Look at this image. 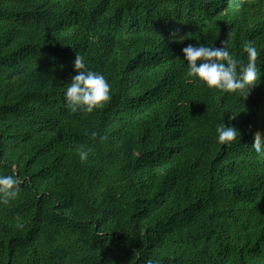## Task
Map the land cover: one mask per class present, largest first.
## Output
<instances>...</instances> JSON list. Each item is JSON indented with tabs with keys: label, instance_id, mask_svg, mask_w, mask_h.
<instances>
[{
	"label": "trees",
	"instance_id": "trees-1",
	"mask_svg": "<svg viewBox=\"0 0 264 264\" xmlns=\"http://www.w3.org/2000/svg\"><path fill=\"white\" fill-rule=\"evenodd\" d=\"M226 39L264 73V0H0V174L23 181L0 264H264V74L228 95L182 60ZM77 54L110 84L90 114L64 101Z\"/></svg>",
	"mask_w": 264,
	"mask_h": 264
},
{
	"label": "clouds",
	"instance_id": "clouds-1",
	"mask_svg": "<svg viewBox=\"0 0 264 264\" xmlns=\"http://www.w3.org/2000/svg\"><path fill=\"white\" fill-rule=\"evenodd\" d=\"M181 51L187 74L209 90L243 96L264 74L259 67L261 60L258 61L261 53L254 40L245 41L242 45L245 59H239L230 53L228 39L221 40L219 47L205 42L188 44ZM74 68L76 74L67 83L64 91L66 107L72 113L81 114H90L103 108L111 98L110 84L104 74L87 68L83 57L78 54ZM215 131L216 141L222 145H230L239 133L236 127L225 126L224 122L218 124ZM91 136L95 138L97 133L93 131ZM250 145L257 155H264V132L257 130ZM78 155L81 162L88 159V152L85 150H79ZM22 182L15 171L11 174H0V203L6 204L14 200L21 191ZM16 227L22 229L23 224L17 223ZM148 264H152V261H148Z\"/></svg>",
	"mask_w": 264,
	"mask_h": 264
}]
</instances>
